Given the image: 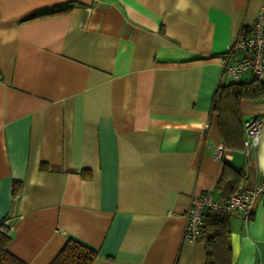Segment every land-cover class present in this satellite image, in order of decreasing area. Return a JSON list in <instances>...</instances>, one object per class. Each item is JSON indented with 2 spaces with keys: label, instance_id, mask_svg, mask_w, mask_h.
Returning <instances> with one entry per match:
<instances>
[{
  "label": "crops",
  "instance_id": "0c3cea01",
  "mask_svg": "<svg viewBox=\"0 0 264 264\" xmlns=\"http://www.w3.org/2000/svg\"><path fill=\"white\" fill-rule=\"evenodd\" d=\"M262 2L0 0L8 250L48 264L74 238L97 250L91 264H204L203 240L183 238L191 196L224 202L223 160L243 169L239 188L264 175V96L239 101L238 135L223 138L211 112L220 56ZM251 117L262 127L247 163ZM228 216L230 264H264V196L247 222Z\"/></svg>",
  "mask_w": 264,
  "mask_h": 264
},
{
  "label": "trees",
  "instance_id": "16d2710c",
  "mask_svg": "<svg viewBox=\"0 0 264 264\" xmlns=\"http://www.w3.org/2000/svg\"><path fill=\"white\" fill-rule=\"evenodd\" d=\"M52 13L54 12L45 14ZM261 96H264V80L255 78L220 80L213 96L211 112L218 119V127L223 138L225 136L222 135V129L229 128L228 131L233 135L242 132L238 115L239 101L243 98L254 99ZM244 177L245 173L242 168H235L223 160L221 175L215 188L221 190L226 199L231 192L239 188ZM19 190V182H14L13 191L17 193ZM201 227L198 239L203 240L206 247L204 264H230V248L227 243L228 214L207 212L202 218ZM9 239L8 227L0 221V264H27L8 250ZM96 256L95 248L74 238H69L48 264H91Z\"/></svg>",
  "mask_w": 264,
  "mask_h": 264
},
{
  "label": "built area",
  "instance_id": "2783aa9c",
  "mask_svg": "<svg viewBox=\"0 0 264 264\" xmlns=\"http://www.w3.org/2000/svg\"><path fill=\"white\" fill-rule=\"evenodd\" d=\"M221 78L223 80H240L255 78L264 80V2L259 7L254 20L246 30H240L233 41L227 45L220 56ZM261 121L251 117L243 122V154L247 163L251 162L254 149L261 132ZM216 156H226L221 143L216 146ZM264 196V175L260 176L253 188H237L224 202L212 197L211 189L191 196L185 212L183 238L197 240L201 233L202 218L207 212L237 214L247 222L254 204Z\"/></svg>",
  "mask_w": 264,
  "mask_h": 264
}]
</instances>
